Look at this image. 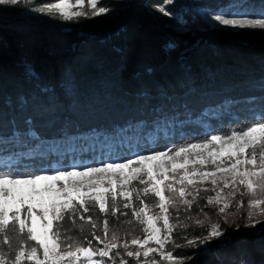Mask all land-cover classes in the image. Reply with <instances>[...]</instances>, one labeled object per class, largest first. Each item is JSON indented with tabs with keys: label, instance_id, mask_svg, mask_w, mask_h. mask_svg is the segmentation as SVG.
Instances as JSON below:
<instances>
[{
	"label": "trees",
	"instance_id": "trees-1",
	"mask_svg": "<svg viewBox=\"0 0 264 264\" xmlns=\"http://www.w3.org/2000/svg\"><path fill=\"white\" fill-rule=\"evenodd\" d=\"M54 1L0 6V134L10 136L15 128L23 135L25 144L9 145L20 171L51 173L94 157L179 148L264 113V29L210 26L195 12L258 13L264 0H174L167 5L171 17L157 11L164 0H110L109 13L73 20L31 10ZM29 118L32 125L25 124ZM29 128L38 140L28 137ZM121 212L127 215L107 217L109 237L115 232L120 243L130 242L136 219L131 208L121 206ZM84 215L101 226L105 218L98 208ZM81 225L66 216L62 238L101 247L91 227L80 232ZM227 230L224 246L211 244L206 256L194 257L183 226L171 248L184 261L179 264H264V233ZM23 242L15 228L0 234L9 259Z\"/></svg>",
	"mask_w": 264,
	"mask_h": 264
},
{
	"label": "snow or ice",
	"instance_id": "snow-or-ice-1",
	"mask_svg": "<svg viewBox=\"0 0 264 264\" xmlns=\"http://www.w3.org/2000/svg\"><path fill=\"white\" fill-rule=\"evenodd\" d=\"M173 2L174 0H164L163 4L156 6L157 11L171 17L173 14L167 10V5ZM20 3L21 0H0V6H16ZM84 3L85 0H75V5L71 0H56L41 6L33 5L31 10L61 20L88 15L98 17L111 11L108 6H100L99 0H87L91 9L89 13L83 10ZM25 4L32 5L33 0H25ZM76 6L80 7L73 11ZM228 15L243 18L229 19L226 18ZM205 16H210L222 25L264 29V4L258 13L247 10L234 12L229 9L221 10L215 15L205 13ZM253 16L257 18H249ZM25 71L35 77L30 68L26 67ZM20 102L26 105L28 100L22 98ZM32 123L30 118L25 120L26 125ZM27 134L30 139H39L31 128ZM25 143L23 135L15 128L10 136L0 134V234L12 227L24 238V242L13 251L11 259L0 246V264H24V261L31 264H115L113 252L120 247L124 249V256L135 258V264H141V257L144 258L143 264H159L153 254H159L160 259L175 264L177 257L172 251H165V245L171 242V234L176 227L170 224V207L178 208L179 203L190 210L201 190L213 191L215 195L207 197V204L221 205L218 210L224 213L230 207L228 197L236 195L238 185L244 186L250 195V208L264 206V200L255 198L258 190L264 193V113L253 123L230 129L223 134H211L201 142L152 151L146 155L137 154L134 159L122 162H102L99 167L81 165L71 169H52V174H48L46 170H19L14 163L17 154L9 150V145L19 146ZM192 156L195 159H191ZM209 164L214 170H205V166ZM104 177H107V181ZM134 181H138L143 187H132ZM105 183L109 187H105ZM208 184L211 188L206 186ZM227 188L233 191L225 194L224 189ZM149 196L156 198L159 214H150L152 209L144 200ZM134 198L139 201V208L134 206ZM121 206L123 209H132L131 215L143 226V239L133 238L130 244L127 240L120 244L115 232L109 238L107 217L116 216L118 212L127 215L126 212H121ZM96 208L99 213L104 214L102 226L92 215H84ZM66 216L73 224L79 218L82 222L80 232L84 231V225H89L93 230V239L98 244H103V247H93L91 240L85 246L82 241L69 235L62 238L61 222ZM252 216L253 213L250 212L249 220ZM161 220L162 227L158 226ZM196 223L203 226L201 220ZM256 225L260 227L257 229ZM246 226L264 233V222L259 219ZM97 228L102 230L103 237L96 234ZM221 237L226 240L227 234L216 223L210 226L206 236L188 240L187 245L195 247L199 243L206 247ZM2 244L10 247L7 235H3ZM151 244L156 247L150 246ZM130 245L134 246V250H130ZM116 255L119 256L120 253L117 252ZM185 259L190 260L192 257ZM119 264H129V261L122 257ZM238 264L251 262L241 259Z\"/></svg>",
	"mask_w": 264,
	"mask_h": 264
},
{
	"label": "rangeland",
	"instance_id": "rangeland-1",
	"mask_svg": "<svg viewBox=\"0 0 264 264\" xmlns=\"http://www.w3.org/2000/svg\"><path fill=\"white\" fill-rule=\"evenodd\" d=\"M109 1L110 0H99V4H100V6H106ZM54 2H56V0ZM71 3L75 5V0H71ZM79 7L80 6H76L72 10L76 11L79 9ZM83 10L86 12H89V13L91 12V9L88 6L87 0H85ZM195 12L200 16L201 19H203V21L206 24H208L210 26H228L234 30L239 28V27H233L231 25H222V24H219L218 22L212 20L210 16L206 17L205 13L210 12V13H212V15L217 14V13H214L213 11H211L209 8H198V9H195ZM251 12H254V11L251 10ZM226 18L240 19L243 17H239V16L233 17L231 15H228V16H226ZM249 18H257V17L253 16V17H249ZM246 29H248V28H246ZM167 148H173V147L168 146L164 149H157V150L155 149L152 151H163V150H166ZM152 151H150V152H152ZM150 152L133 151L130 154V156L125 158V159L116 158V157L115 158H111V157L95 158L94 157V158H91L90 160H85L84 162H79V163L74 162L67 169H71L73 166H81V165L99 167V166H101L102 162H112V161L122 162L123 160L129 159V158L134 159L137 154H145L146 155V154H149ZM191 159H195V156H192ZM190 167H191V164H190ZM59 169H63V168H59ZM77 170H80V169L78 168ZM205 170L212 171V170H214V168L212 165L209 164V165L205 166ZM48 174H52V173H48ZM104 179H105V181H107V177H104ZM206 186L211 188L210 184H208ZM105 187H109V185L107 183H105ZM132 187L142 188L143 185H140L138 181H134L132 184ZM231 191H233V189H231V188L224 189L225 194H227ZM210 195L214 196L215 192L201 190L199 193V196L193 202L190 210H186L185 206L182 204H179V203H178V208H172V207L169 208L170 224L176 226L174 228V231H176L178 228H181V226H183L184 228H187V231L184 232V241L186 243L188 240L198 238V237H202V236H206L208 234V231H209L210 226L212 224L219 223L221 228L226 232L227 238H229L231 235H230L229 231L227 230V228L232 227V228H234V230L238 229L239 233L242 232L243 230H245V232H247V234H248V232H250L249 231L250 229H252L253 231H254V229L251 226H246V225H250L253 221H255L257 219L264 222V206H262L260 208H250L249 207V200L251 197L248 194L247 190L244 188V186L238 185L236 188V195L234 197H232V196L228 197V203L230 204V207L227 208L224 213H220L218 210L221 205H217V204L208 205L207 204V197ZM146 198L148 200H150V202H148V203L145 201V203L148 205V207L150 209H152V213H150V214H159V209L156 206V198L151 197V196L146 197ZM255 198H259V199L264 200V193H262L258 190ZM134 201H136L135 198H134ZM241 204H242V206H240ZM201 210H203V211H201ZM250 212L253 213L251 220H249V213ZM197 220L203 221V226L198 225L196 223ZM135 222H136V224L134 225L135 238L143 239L144 235H145V233H143V231H142L143 226L140 225L137 220ZM162 224H163L162 220L158 222V226L162 227ZM259 227H260V225H256L257 229ZM174 231L171 234V242H169L165 245V251H172V253H173V249L171 247H172V243L174 240V237H173ZM254 232L260 233L258 231H254ZM110 237H111V235H110ZM120 244H123V243H120ZM129 244H130V242H129ZM211 244H215L218 247H223L225 244V241H224V238L221 237V238H218L216 240H213L206 247L201 246L199 243H197V245L195 247H193V252L195 253L194 257L206 256V254H208V252H210V250H211V246H212ZM150 246L156 247V245H154V244H151ZM101 247H103V244ZM130 250H134V246L130 245ZM117 252L120 253L119 256L116 255ZM173 255H174V253H173ZM153 256L156 260L159 261V264H172V262H170L168 260L160 259L159 254H153ZM122 257L124 259H127L129 261V264H135V258L124 256V249L122 247L114 250L113 260H114L115 264H119L120 259ZM175 257H177V256H175ZM151 258L152 257H150V259ZM105 259L107 260V258H105ZM140 259H141V264H143L144 258L141 257ZM182 262H184V261L177 257L175 264H179Z\"/></svg>",
	"mask_w": 264,
	"mask_h": 264
}]
</instances>
